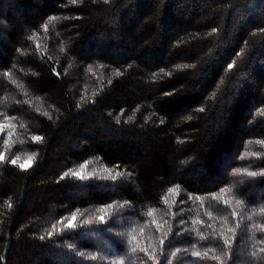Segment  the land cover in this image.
<instances>
[{"label": "trees", "instance_id": "16d2710c", "mask_svg": "<svg viewBox=\"0 0 264 264\" xmlns=\"http://www.w3.org/2000/svg\"><path fill=\"white\" fill-rule=\"evenodd\" d=\"M0 156V264H264V0H0Z\"/></svg>", "mask_w": 264, "mask_h": 264}, {"label": "rangeland", "instance_id": "374dc122", "mask_svg": "<svg viewBox=\"0 0 264 264\" xmlns=\"http://www.w3.org/2000/svg\"><path fill=\"white\" fill-rule=\"evenodd\" d=\"M11 142V141H10ZM14 142V141H13ZM19 141H16L15 142V145L17 146V147H19ZM13 144V143H12ZM14 145V144H13ZM21 150V149H20ZM21 152L22 153H20L19 155V157H16L18 160H19V163L21 164V165H25V164H27V166L30 164L29 162H31L30 160H28L29 158V155L26 153V152H24L23 153V151L21 150ZM16 159V160H17ZM26 166V167H27ZM84 172H88V171H90V168H86V169H84L83 170Z\"/></svg>", "mask_w": 264, "mask_h": 264}, {"label": "snow or ice", "instance_id": "6c2138e0", "mask_svg": "<svg viewBox=\"0 0 264 264\" xmlns=\"http://www.w3.org/2000/svg\"><path fill=\"white\" fill-rule=\"evenodd\" d=\"M36 139H40V137H36ZM0 160H3V156H0ZM16 163H17V160L13 159V160H12V164H16ZM29 163H30V162H29ZM26 166H27V164H25V165H21V167H26ZM77 175H79V174H77ZM82 178H83V177L81 176V179H82ZM72 219H73V221H74V220L76 219V217L73 216ZM99 219H100V220H103L104 217L101 216V217H99ZM68 226H69V227H72L73 225L70 223ZM225 243H227V241H225Z\"/></svg>", "mask_w": 264, "mask_h": 264}]
</instances>
